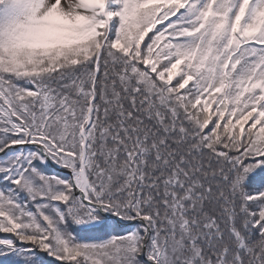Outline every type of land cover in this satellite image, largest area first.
<instances>
[{
  "label": "snow or ice",
  "instance_id": "6c2138e0",
  "mask_svg": "<svg viewBox=\"0 0 264 264\" xmlns=\"http://www.w3.org/2000/svg\"><path fill=\"white\" fill-rule=\"evenodd\" d=\"M0 264H264V0H0Z\"/></svg>",
  "mask_w": 264,
  "mask_h": 264
}]
</instances>
